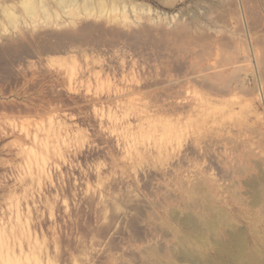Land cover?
Returning <instances> with one entry per match:
<instances>
[{
  "label": "rangeland",
  "instance_id": "1",
  "mask_svg": "<svg viewBox=\"0 0 264 264\" xmlns=\"http://www.w3.org/2000/svg\"><path fill=\"white\" fill-rule=\"evenodd\" d=\"M236 240L264 263V0H0V264Z\"/></svg>",
  "mask_w": 264,
  "mask_h": 264
},
{
  "label": "bare ground",
  "instance_id": "2",
  "mask_svg": "<svg viewBox=\"0 0 264 264\" xmlns=\"http://www.w3.org/2000/svg\"><path fill=\"white\" fill-rule=\"evenodd\" d=\"M70 11L71 12H69V13L73 12L72 9ZM35 13L36 12H33L32 15L36 16ZM13 19H15V17ZM13 23H15V22H13ZM104 199H105V196L99 194V196H98L99 202H103ZM239 239H241V238H239ZM236 241H237V243L235 244L234 248L233 247L230 248L228 245H221V247L219 249L221 253H223L227 256L225 264H244L242 261V257L245 255L244 254L245 253V246H244L245 244L241 240H239V241L236 240ZM209 264H218V263L210 262ZM247 264H264V263L259 259L258 255L252 254L248 257V263Z\"/></svg>",
  "mask_w": 264,
  "mask_h": 264
}]
</instances>
